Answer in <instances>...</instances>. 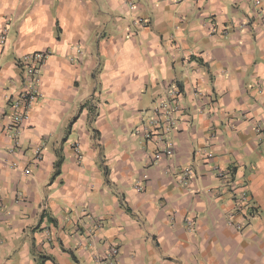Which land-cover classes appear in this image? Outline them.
I'll return each instance as SVG.
<instances>
[{"label": "crops", "instance_id": "0c3cea01", "mask_svg": "<svg viewBox=\"0 0 264 264\" xmlns=\"http://www.w3.org/2000/svg\"><path fill=\"white\" fill-rule=\"evenodd\" d=\"M130 2L0 0V264H101L109 243L111 264H264V3ZM38 51L41 95L17 124L16 59ZM176 86L174 151L155 160L145 132Z\"/></svg>", "mask_w": 264, "mask_h": 264}, {"label": "built area", "instance_id": "2783aa9c", "mask_svg": "<svg viewBox=\"0 0 264 264\" xmlns=\"http://www.w3.org/2000/svg\"><path fill=\"white\" fill-rule=\"evenodd\" d=\"M131 0H125L127 3H131ZM254 6L261 7L264 0H252ZM264 18V11L263 16ZM212 23V31H216V26ZM7 44V30L0 33V56L2 49ZM50 56L48 51H38L30 54H25L16 59V64L21 68L23 72L24 90L15 98L10 101L12 109V117L14 123H20L23 119L28 117L29 112L33 108L36 102H38L41 92L42 84V71ZM200 93V92H199ZM182 91L179 87L171 88L165 95V97L158 103L155 114L150 119L148 128L145 132V138L155 139L162 146L158 147L154 156L155 160H159L163 156H171L174 151V143L168 139V133L176 128L178 123V112H180V99ZM258 133L260 140L264 138V129L258 127ZM41 149L39 148L36 153L37 156H41ZM78 153V159H82V153L80 147L76 146ZM189 171V170H188ZM222 175L225 176L229 188L233 193L235 210L244 213L246 217H252L253 214L258 212V207L251 201L250 194L243 184H235L232 179V171L230 169L222 170ZM26 174H31L30 168L25 169ZM139 189V188H138ZM141 189V188H140ZM191 225V222H190ZM101 222L94 220L93 227L90 229L91 235H94V229H99ZM241 226H239L240 228ZM120 253L119 246L114 243L107 244L105 254L98 255L97 260L101 264H111L116 260Z\"/></svg>", "mask_w": 264, "mask_h": 264}, {"label": "trees", "instance_id": "16d2710c", "mask_svg": "<svg viewBox=\"0 0 264 264\" xmlns=\"http://www.w3.org/2000/svg\"><path fill=\"white\" fill-rule=\"evenodd\" d=\"M60 163H61V161H59L58 163H57V165L56 166H59L60 165ZM53 221V220H52Z\"/></svg>", "mask_w": 264, "mask_h": 264}]
</instances>
